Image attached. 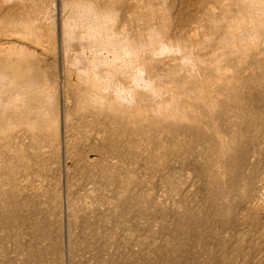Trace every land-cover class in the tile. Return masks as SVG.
I'll list each match as a JSON object with an SVG mask.
<instances>
[{
	"label": "rangeland",
	"instance_id": "rangeland-1",
	"mask_svg": "<svg viewBox=\"0 0 264 264\" xmlns=\"http://www.w3.org/2000/svg\"><path fill=\"white\" fill-rule=\"evenodd\" d=\"M0 264H264V0H0Z\"/></svg>",
	"mask_w": 264,
	"mask_h": 264
}]
</instances>
